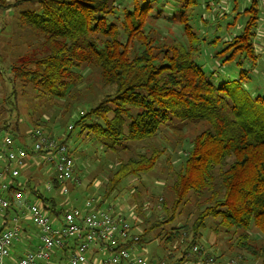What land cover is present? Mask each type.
Segmentation results:
<instances>
[{
    "label": "trees",
    "instance_id": "16d2710c",
    "mask_svg": "<svg viewBox=\"0 0 264 264\" xmlns=\"http://www.w3.org/2000/svg\"><path fill=\"white\" fill-rule=\"evenodd\" d=\"M160 1L129 0L120 8L118 0H16L13 5L10 0H0L3 10L30 4L31 8L19 15L17 24L34 36L30 50L10 66L8 81L13 86L31 88L39 97L67 101L72 91L83 84L84 70L98 71L103 97L82 112L74 126H81L82 133L101 141L113 153L127 143L155 138L175 120L205 123L208 129L192 141L175 177L171 205L162 199L163 215L149 232L174 223L194 196L200 200L195 221L173 230L175 237L170 236L171 240L183 236L186 239V249L178 264H198L208 257H214L218 264L226 261L198 246L209 221L218 223L227 234H241L236 248L243 253L246 264H264V93L253 96L246 90L249 78L245 70L237 79L215 86L197 64L194 57L199 39L190 22L197 0H170L172 18L182 27L186 44L157 37L150 22L162 14ZM258 6L259 1L253 0L244 12L248 20L241 34L215 57L234 48L226 61H234L239 55V67L249 62L254 68L259 58L255 50ZM0 75L3 76L1 72ZM13 96L14 92L6 100L11 112L16 108ZM35 125V130L54 138L41 125ZM10 127L11 123L6 121L0 131L9 132ZM17 131L10 132L15 143ZM69 137L58 141L67 144ZM18 147L32 156L38 155L33 145L28 146L23 139ZM71 154L74 157L72 151ZM162 155L163 151L155 148L149 154L141 153L120 162L107 180L104 197L124 180L153 171ZM38 162L31 159L17 178L8 181L6 196L11 206L4 217L0 214V221L19 213L11 198L21 191L28 197L34 196L36 202L31 198L28 201L38 203L53 220L63 222L60 218L64 208L59 209L53 197H47L24 176V170L38 166ZM41 162L52 168L46 161ZM48 180L46 187L62 190L56 174ZM29 231L25 228L23 235H29ZM251 232H257L260 240ZM35 233L38 237L37 229ZM142 242L139 237L138 244ZM76 246L72 241L64 249L56 250L53 262H67L69 250ZM194 247L201 249L202 254L194 253ZM237 255L240 254L234 257ZM91 262L93 258L89 259Z\"/></svg>",
    "mask_w": 264,
    "mask_h": 264
},
{
    "label": "rangeland",
    "instance_id": "374dc122",
    "mask_svg": "<svg viewBox=\"0 0 264 264\" xmlns=\"http://www.w3.org/2000/svg\"><path fill=\"white\" fill-rule=\"evenodd\" d=\"M120 8L129 0H118ZM253 0H197L198 5L191 10V26L198 36L197 54L195 61L203 68L211 82L215 86L235 80L239 77L241 70L247 71L248 85L246 90L253 96L264 93V4L259 1V28L255 39V50L258 61L253 69L251 64L246 62L241 68L237 65L240 56L236 55L234 61H226L234 53V48L218 55L229 47L232 40L241 34V30L248 20L244 12L251 5ZM16 0H10L14 4ZM30 4L23 3L21 6L11 9L0 8V129L4 122H10V131H0V142L10 136V132L18 129L16 145L23 139L28 146H32L33 140L30 136L36 125L46 129L56 140L69 137L67 144L74 154L75 170L74 177L81 181L80 185L73 186L69 183V194L64 195L61 190L45 191L46 185L50 183L49 176L45 174V165H31L24 173V176L47 197L56 200L58 208H78L83 210L86 202L95 200L98 210L110 213L112 216L121 217L132 226V232L143 238L142 245L137 249L138 254L153 264H178L186 249V239L173 238L170 236L181 227L191 225L198 212L200 200L191 196L190 203L186 205L182 214L172 224L163 228H155L149 232L153 223L162 217V199L171 205L174 197L172 185L177 173L180 171L184 160L192 146L195 137L208 126L205 123L172 121L162 128V131L153 139L140 143H127L125 148L117 152H111L104 147L103 143L87 132L82 133L81 126H74V120L86 112L89 106L95 105L103 97V87L96 70H84V82L76 87L67 101L55 100L50 97H39L38 93L29 87L22 85L13 86L9 83V68L22 55L27 53L32 41L33 34L28 30L18 27L19 15L29 10ZM162 9L159 19L150 22L151 29L158 32L157 37H163L166 42H181L186 44V37L182 27L172 18L170 0H161L158 4ZM29 6V7H28ZM120 16H123L122 14ZM231 39V40H230ZM215 43H212L214 42ZM230 41V43H228ZM16 103V108L11 112L9 103L11 93ZM72 106H74L72 108ZM13 136V135H12ZM158 148L163 151L162 157L156 164L153 171L143 174L138 178L124 180L109 196H105L106 183L112 174L117 170L120 162H126L132 157L141 153H151ZM42 168H44L42 170ZM26 195V193H24ZM27 196V195H26ZM36 202L34 196H30ZM32 202V203H33ZM38 204V203H37ZM160 208V209H159ZM29 227L36 231L35 225L29 220ZM173 228V229H172ZM215 221L208 223V228L203 233V239L198 246L207 253L222 260L234 257L241 253L237 248L240 233L231 231L225 233ZM145 230H148L145 233ZM176 230L175 232H172ZM255 238L260 240L257 232ZM15 249H13L14 253ZM244 258V255H243ZM246 263V260H244ZM62 264H68L64 262ZM184 264H195L188 261ZM251 264H256L252 262Z\"/></svg>",
    "mask_w": 264,
    "mask_h": 264
},
{
    "label": "built area",
    "instance_id": "2783aa9c",
    "mask_svg": "<svg viewBox=\"0 0 264 264\" xmlns=\"http://www.w3.org/2000/svg\"><path fill=\"white\" fill-rule=\"evenodd\" d=\"M31 137L37 156L18 147L10 136L5 137L0 145V214L3 217L11 206L6 196L10 187L8 181L17 178L31 159L46 161L52 165L56 178L62 184L61 191L64 195L69 194V183L81 184L74 177L76 164L68 144L61 143L40 129L34 130ZM46 189L52 190L50 185ZM11 200L19 213L0 221V264H55L52 260L55 251L64 249L72 241L77 246L69 250L68 264H153L137 255L139 235L132 232L127 220L98 210L95 200L87 201L83 210L74 207L64 210L61 224H56L55 219L39 204L30 203L21 191H16ZM23 218L30 219L37 228L38 244L33 251L13 259L11 250L20 238ZM193 252L202 254L198 247H194ZM96 254L99 255L97 259ZM90 258H93L91 263ZM208 258L199 264H218L214 257ZM223 264L246 263L243 257L237 256Z\"/></svg>",
    "mask_w": 264,
    "mask_h": 264
},
{
    "label": "crops",
    "instance_id": "0c3cea01",
    "mask_svg": "<svg viewBox=\"0 0 264 264\" xmlns=\"http://www.w3.org/2000/svg\"><path fill=\"white\" fill-rule=\"evenodd\" d=\"M260 2H263V4H264V1L263 0H260ZM39 163V165H42L43 164V162H41V161H39L38 162ZM44 165V164H43ZM29 168L27 167L25 170H24V173L28 170ZM44 168H42V170H43ZM46 170L44 171V173L45 174H49V172H50V174H52V172L50 171V168H48V166L45 168ZM49 177H50V175H48ZM69 185V184H68ZM49 192H51V191H49ZM27 199H30V197H28L27 196ZM60 219H62V217L60 218ZM29 220L30 219H28V218H23L22 220H21V227H22V232H21V235H20V238H19V240L18 241H16L15 243H14V245H13V247H12V252H11V254H12V258L13 259H17V258H19V257H21V256H23L24 254H26L27 252H29V251H32V250H34L35 248H36V245L38 244V237H37V233H35V231L31 228V227H29V225H28V223H29ZM55 222H56V224H58L59 222L57 221V220H55ZM25 228H30V234L29 235H27V236H24L23 235V230L25 229ZM71 243L72 242H70V243H68V245H71ZM138 248H139V245H138ZM137 248V249H138ZM13 249H15V251H14V253H13ZM95 252H97V251H95ZM137 255H140V254H138L139 253V251L137 250ZM103 256H104V254H103ZM95 257H96V259L99 257V255H95ZM8 262H11V260L9 261L8 260ZM56 263V262H55ZM167 264V263H166ZM196 264V263H195ZM199 264V263H198Z\"/></svg>",
    "mask_w": 264,
    "mask_h": 264
}]
</instances>
